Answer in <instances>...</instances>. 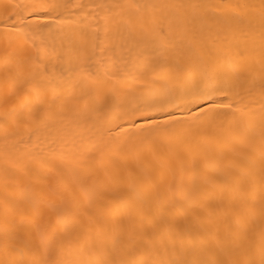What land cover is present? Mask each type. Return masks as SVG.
<instances>
[{
  "label": "bare ground",
  "instance_id": "bare-ground-1",
  "mask_svg": "<svg viewBox=\"0 0 264 264\" xmlns=\"http://www.w3.org/2000/svg\"><path fill=\"white\" fill-rule=\"evenodd\" d=\"M0 264H264V0H0Z\"/></svg>",
  "mask_w": 264,
  "mask_h": 264
}]
</instances>
